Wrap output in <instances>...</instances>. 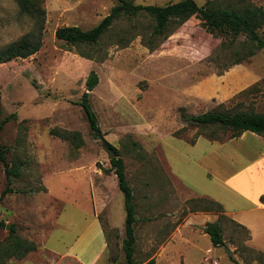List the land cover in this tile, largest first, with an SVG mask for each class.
Returning a JSON list of instances; mask_svg holds the SVG:
<instances>
[{
    "label": "rangeland",
    "instance_id": "obj_1",
    "mask_svg": "<svg viewBox=\"0 0 264 264\" xmlns=\"http://www.w3.org/2000/svg\"><path fill=\"white\" fill-rule=\"evenodd\" d=\"M30 1L33 12L23 13L17 0H0V54L26 36H37L42 43L36 54L0 63L2 119L14 114L0 143L9 168L20 167L19 176H11L13 193L3 198L7 169L0 160V247L9 242L12 225L17 236L37 245V251L24 259L12 258L6 264H81L78 259L128 264L123 251L125 197L120 188L111 205L113 219L102 212L101 225L95 216L89 173L101 169L112 174L107 172L111 160L104 141L118 150L134 188L135 233L146 222L151 234L165 241L159 237L180 223L167 224L171 215L177 213L181 219L206 206L204 198L181 190L165 161L169 145H177L173 137L198 152L213 133L191 125L183 115L233 109L264 114V48H257L241 30L209 27L198 15L156 38L155 51L142 41L143 35L151 36L154 24L142 15L118 19L97 45L72 46L57 39L59 28L90 30L118 1ZM179 1L134 0L142 5ZM195 1L204 5L207 0ZM250 1L264 7V0ZM261 34L264 37V31ZM133 35L137 37L128 46L119 43V37ZM92 71L99 75V84L90 92V103L102 136L92 131L80 105ZM53 128L81 133L84 145L77 148L54 136ZM229 134L216 136L226 140ZM201 137L198 144L191 143ZM158 219L165 222L157 224ZM220 222L226 245L214 247L209 236L197 237L191 262L211 247L214 252L200 264H264V254L248 247L245 229L225 214ZM106 239L107 251L97 257ZM140 243L135 251L142 249Z\"/></svg>",
    "mask_w": 264,
    "mask_h": 264
},
{
    "label": "trees",
    "instance_id": "obj_2",
    "mask_svg": "<svg viewBox=\"0 0 264 264\" xmlns=\"http://www.w3.org/2000/svg\"><path fill=\"white\" fill-rule=\"evenodd\" d=\"M109 15H107L96 27L90 30H82L76 26L61 27L56 32V37L68 45H97L100 40L112 29L114 23L123 16L138 17L146 16L153 21V29L150 37L143 35V43L151 50L155 51L158 47L155 40L158 37L167 36L173 28L182 26L191 18L200 16L209 27L216 29L233 27L241 30L248 38L257 45V48H264V37L261 32L264 31V7L254 4L250 0H207L204 5H199L195 0H181L177 3L167 5H142L136 4L134 0H117ZM21 11L33 12L30 0H17ZM137 35L128 38L119 37V43L122 46L128 44L136 38ZM42 46L41 39L37 36H26L18 43L11 46L7 51L0 54V63L16 57L27 58L36 54ZM99 84V75L92 71L86 81V91L83 94L80 105L84 109L92 131L102 136L99 120L96 113L92 110L90 103V92ZM3 108L0 98V139L1 133L6 123L13 119L14 114L2 119ZM184 119L191 125L209 128L213 133L209 134V140L224 142L230 139L241 137L245 132H252L264 137V114L254 111H245L239 109L217 110L207 112L197 116L183 115ZM217 132L230 133L228 139L224 136H216ZM51 134L69 141L75 147L80 148L84 145V139L81 133L75 131L61 130L53 128ZM196 141H192L194 144ZM109 144V143H108ZM109 146L115 151L116 157L113 158L111 169L107 172H114L117 177L120 190L125 197V238L123 239V251L128 264H137L134 258L136 246L135 226L137 222L134 188L131 186L127 175L124 160L119 156L118 150L111 144ZM0 160L4 163L7 173V188L2 193L4 198L7 194L13 193L11 186V176H19V166L13 169L9 168L6 159V149L0 143ZM206 203L204 211H212L219 214L216 222L208 223L205 227V233L211 238L215 247H224L226 245L223 236V227L221 219L224 215L223 206L216 201L203 199ZM108 243V242H107ZM37 251L36 243L23 239L16 235V228L11 226L9 242L0 247V264H6L10 259H24L28 254ZM154 264V261H150ZM236 264H240L236 262Z\"/></svg>",
    "mask_w": 264,
    "mask_h": 264
},
{
    "label": "crops",
    "instance_id": "obj_3",
    "mask_svg": "<svg viewBox=\"0 0 264 264\" xmlns=\"http://www.w3.org/2000/svg\"><path fill=\"white\" fill-rule=\"evenodd\" d=\"M202 138L204 137L199 138L194 145ZM173 140L178 146L169 145L171 152L165 155V161L171 177L181 185V190L189 196L221 204L224 214L249 233L248 247L264 254V137L245 132L239 138L224 142L207 139V143L198 152L189 143L175 137ZM111 173L105 174L101 169L89 173L90 186L94 188L92 199L96 206L95 216L98 220L102 212H106L108 220L113 219L114 209L111 205L119 185L116 175ZM170 217L167 224L180 223L174 230L168 228L165 235L159 237L165 239L163 242L151 234L152 227L148 223L139 227L136 245L140 243L139 237L142 238V249L135 251L137 264H150V261H154V264H200L207 253L214 252L208 247L203 257L191 262L192 249L197 248L195 238L209 236L204 227L216 222L219 219L218 213L203 210L185 213L181 219L177 213ZM162 222L165 221L157 220V224ZM102 229L104 232L103 226ZM211 244L213 245L212 241ZM107 248L106 239L104 249L97 257L105 254ZM138 254L143 257L142 260H136ZM148 257L150 258L147 259ZM78 260L81 264H88Z\"/></svg>",
    "mask_w": 264,
    "mask_h": 264
},
{
    "label": "water",
    "instance_id": "obj_4",
    "mask_svg": "<svg viewBox=\"0 0 264 264\" xmlns=\"http://www.w3.org/2000/svg\"><path fill=\"white\" fill-rule=\"evenodd\" d=\"M104 148L106 149L107 153H108V157L110 160L113 159V157H116V153L115 151L109 146L108 142L107 141H104ZM227 252L228 253H231V250L227 249Z\"/></svg>",
    "mask_w": 264,
    "mask_h": 264
}]
</instances>
